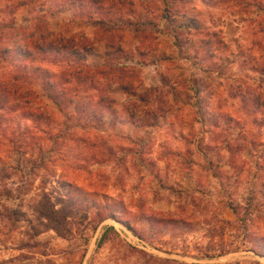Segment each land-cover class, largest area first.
<instances>
[{"label": "rangeland", "instance_id": "rangeland-1", "mask_svg": "<svg viewBox=\"0 0 264 264\" xmlns=\"http://www.w3.org/2000/svg\"><path fill=\"white\" fill-rule=\"evenodd\" d=\"M132 1L137 12L151 0ZM237 3L192 0L177 7L180 16L188 10L197 18L201 31L223 39L204 45L198 61L180 54L171 26L154 12L163 31L150 49L163 59L129 61L128 72L142 82L138 91L159 86L169 91L168 101L178 100L162 105L157 124L136 119L156 108L158 91L139 104L128 78L112 83L109 94L117 103L101 109L95 121L68 119L47 101L54 119L44 128L50 123L78 135L58 142L40 133L21 137L35 123L0 109V264H264V222L259 227L246 212L264 210V52L252 42L248 17L229 15ZM159 7L161 0L153 9ZM34 17L22 6L14 23L28 26ZM73 17L65 11L48 21L59 32ZM79 31L88 43L96 38L91 28ZM201 35L193 29L183 40L201 46ZM126 42L141 43L133 33ZM108 50L105 41L96 42L88 61L104 62ZM7 64L0 61V77ZM192 78L200 93L190 91Z\"/></svg>", "mask_w": 264, "mask_h": 264}, {"label": "trees", "instance_id": "trees-1", "mask_svg": "<svg viewBox=\"0 0 264 264\" xmlns=\"http://www.w3.org/2000/svg\"><path fill=\"white\" fill-rule=\"evenodd\" d=\"M151 1L140 10L141 12L139 10L136 12L132 0H9V5H3V0H0V61L8 63L6 71L0 77V103L2 104L0 109L6 112L5 116L11 117L19 113V116L35 123V130H23L21 137L26 139L28 134L36 136L33 133H40L41 136H56L58 142L60 139H67L68 134L71 137L78 136L77 133H62L52 129L49 127L50 123L44 128L43 124L46 121L54 119L51 116L52 112L48 111L50 105L48 102L52 103L60 113L66 114L68 119L88 115L95 121L94 115L101 109H109L117 103V99L109 93L112 83L123 85L122 78L129 79L130 87L134 88L132 94L138 96L135 101L139 104L145 105L152 98L150 96L158 91L154 94L152 103L156 108L151 107L148 116L136 119L142 125L152 121L155 123L151 125L157 124L160 113L165 111L162 105L175 106V101L178 100L168 101L169 91L163 92L159 86H146L142 92L138 91L137 87L142 86V82L136 75L128 72L133 69L128 66L129 61L138 59V64H146L151 57L153 62L163 59L150 49L151 44L157 39V32L159 34L163 31L160 29L161 24L158 18H152L154 12L160 10L161 19L165 20V27L171 26L174 43L179 48L180 54L186 58H194L198 61L204 45L208 48L215 42L222 43L223 39L222 37L217 39V32L201 31L197 18L187 15L188 10L183 17L177 13L179 5L191 3L192 0H161L164 8L159 7L156 10L153 6L158 4V0ZM207 1L208 5H212L216 0ZM230 1L234 0H224L227 3ZM235 1L238 2L237 10L231 9L233 11L229 15L235 18L244 13L243 15L248 17L254 26L252 42L255 46H259L263 53L264 42L259 38L264 39L262 37V34L264 35V0ZM22 6H29V10L35 17L30 25L17 27L14 16L17 9ZM228 6L231 7V5ZM8 9L12 12L11 20L7 16ZM150 9L153 12H150ZM65 11L74 12L73 19L68 21L70 26L66 28L64 25L65 28L63 27L62 31H54L48 18L54 13ZM128 11L131 12L127 13ZM80 28L95 30L96 38L88 43L90 37L84 31H79ZM193 29L199 30L201 36H205L199 41L201 46H195L196 43L191 39L186 42L183 40V37L192 35ZM129 33L131 36L133 33L134 39L141 42L135 48L126 47ZM101 40L109 46L107 58L99 64L90 63L88 56L92 47ZM190 43L192 46L185 47ZM252 51L253 48L242 49L241 55L246 57L245 54ZM212 57L204 55L202 59L210 61ZM253 58L255 59V56ZM165 59L167 58L164 57ZM219 60L231 63L229 59ZM245 61L243 65L247 63ZM218 62L214 61L213 66L218 65ZM261 66L264 72V65ZM256 68L259 67L256 66ZM247 70L255 69L251 66ZM187 81H189L188 87L191 92L200 93L201 88L197 80L192 78ZM174 93L176 91H172L173 95ZM246 94L252 96L253 100L258 98L253 94ZM70 108H73L74 113L69 112ZM91 127L98 128L93 122ZM228 148L233 151L232 145L228 144ZM233 209L236 211L237 207ZM246 212L253 215L252 221L259 227L264 222V210L258 213L251 211L248 207Z\"/></svg>", "mask_w": 264, "mask_h": 264}]
</instances>
